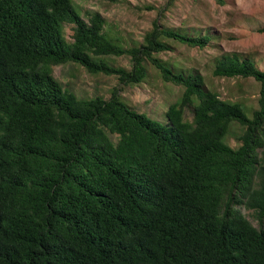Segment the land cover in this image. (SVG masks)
<instances>
[{
  "label": "trees",
  "instance_id": "16d2710c",
  "mask_svg": "<svg viewBox=\"0 0 264 264\" xmlns=\"http://www.w3.org/2000/svg\"><path fill=\"white\" fill-rule=\"evenodd\" d=\"M89 17L73 0H0V264H264V70L237 52L216 58L214 77L260 84L249 115L200 72L156 56L171 50L164 38L205 49L210 35L156 20L125 47L100 13ZM146 61L184 89L166 123L132 109L120 88L80 99L53 75L75 63L136 85ZM235 125L237 148L226 142Z\"/></svg>",
  "mask_w": 264,
  "mask_h": 264
},
{
  "label": "rangeland",
  "instance_id": "374dc122",
  "mask_svg": "<svg viewBox=\"0 0 264 264\" xmlns=\"http://www.w3.org/2000/svg\"><path fill=\"white\" fill-rule=\"evenodd\" d=\"M83 18L87 21L92 13H100L106 20L104 32L125 47L144 42L145 35L153 29L157 20L166 29L189 32L192 35H210L211 43L205 49L190 48L174 40L164 38L170 51L156 56L177 71L200 72L206 86L217 92L220 98L242 104L251 115L258 109L260 84L254 79H227L213 76L216 58L237 52L251 58L264 70V0H224L219 5L215 0H175L168 7L169 0H73ZM151 8V9H150ZM72 26H65V36L72 41ZM111 66L130 70L129 57H105ZM147 78L136 85H121L116 76L91 74L84 67L68 63L54 67L53 75L64 89L80 99L102 97L110 99L115 88L120 96L134 110L144 113L162 123L167 122L169 107L177 102L184 91L172 83L163 81L160 72L146 61ZM186 120L192 121V114L186 111ZM243 129L235 125L226 142L237 148L238 137ZM249 215V211L242 209ZM248 218L257 224L255 217Z\"/></svg>",
  "mask_w": 264,
  "mask_h": 264
}]
</instances>
